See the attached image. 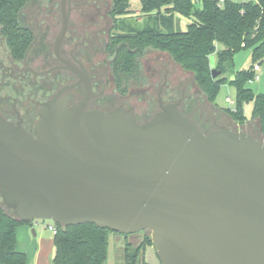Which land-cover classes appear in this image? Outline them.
<instances>
[{
	"label": "water",
	"instance_id": "1",
	"mask_svg": "<svg viewBox=\"0 0 264 264\" xmlns=\"http://www.w3.org/2000/svg\"><path fill=\"white\" fill-rule=\"evenodd\" d=\"M180 101L158 95L140 124L121 107L54 98L34 136L0 117L1 204L21 222L148 230L160 264H264V142L226 126L203 133Z\"/></svg>",
	"mask_w": 264,
	"mask_h": 264
},
{
	"label": "trees",
	"instance_id": "2",
	"mask_svg": "<svg viewBox=\"0 0 264 264\" xmlns=\"http://www.w3.org/2000/svg\"><path fill=\"white\" fill-rule=\"evenodd\" d=\"M30 0H0V33L8 47L23 56L30 34L20 28L17 16ZM139 3L138 13L130 9ZM111 0L113 29L119 34L110 38L107 53L117 88L126 90L129 82L141 83V63L149 51L166 54L183 72L188 73L207 103L215 99L222 85L235 90L234 109L226 110L235 126H245L244 103H252L251 119L259 125L264 138V94H252L246 83L254 77L253 66L264 58V0ZM177 16L189 18L185 30L178 27ZM132 22V23H131ZM133 24V25H131ZM138 24V25H136ZM244 45L243 47L241 45ZM250 49L252 66L239 71L229 80L211 77L209 57L216 56L215 70L225 73L234 55ZM21 222L0 202V264H25V256L15 250V229ZM53 264H104L110 231L86 223L70 227L54 225ZM150 238L144 237L137 247H124L122 262L138 264ZM144 264V263H143Z\"/></svg>",
	"mask_w": 264,
	"mask_h": 264
},
{
	"label": "flooded vegetation",
	"instance_id": "3",
	"mask_svg": "<svg viewBox=\"0 0 264 264\" xmlns=\"http://www.w3.org/2000/svg\"><path fill=\"white\" fill-rule=\"evenodd\" d=\"M61 2L30 0L20 10L17 23L30 34L22 57L8 47L0 33V117L6 122L34 136L42 105L56 98L62 104L67 99V107L84 104L86 111L108 112L121 107L141 124L159 110L160 95L165 103L181 100L180 112L203 133L224 126L215 114H204L197 99L186 96L178 83L169 82L166 74L158 87L157 111L153 115H150L153 101L150 103L147 96L140 102L141 107H135L129 106L130 97L117 94L112 73L115 87L105 91L102 58L105 54L108 56L113 25L106 21L108 15L97 8L96 0H65V10ZM64 16L67 18L65 33ZM111 63L112 58L106 62L107 68ZM83 71L88 78V93L78 75Z\"/></svg>",
	"mask_w": 264,
	"mask_h": 264
},
{
	"label": "rangeland",
	"instance_id": "4",
	"mask_svg": "<svg viewBox=\"0 0 264 264\" xmlns=\"http://www.w3.org/2000/svg\"><path fill=\"white\" fill-rule=\"evenodd\" d=\"M199 2H196V8L199 7ZM110 8H111V0H105V13L108 15L106 17V21L110 25H113V19L110 15ZM130 9L135 14L138 13L139 10V3L137 1H132L130 5ZM104 14V13H103ZM178 18V27L176 29L185 30L186 25L190 22L189 18H185L182 16H177ZM132 23V22H131ZM133 25V24H131ZM138 25V24H136ZM119 32L116 29L112 30L111 35H117ZM106 53V52H105ZM215 54L210 55L209 57V65L211 69H214L215 66ZM110 60V57L106 54L102 58L103 61V73H104V86L105 91H111L114 89V83L112 81V75H110L111 67L105 65L107 61ZM141 63V83L133 82L130 83L129 89L128 87L126 90H122L121 88L116 87V92L120 96H127L130 97L131 102L129 106L139 107L140 102H144L143 99L147 96L150 100L153 101L152 104V111H150V115H153L157 111L156 107V96L158 87L163 81L162 77L166 74L167 79L172 81L173 83H178L180 88L184 91L185 95H191L195 97L197 100L198 105L203 110L204 114L213 115L220 120L221 125L227 126L233 130H241L246 131L253 136V138L263 141L264 138L262 137L259 131V125L256 121H252L250 123H246L245 126H235L233 121L228 116L226 110L233 109V105H229L226 102V98H231V101L234 103L235 101V90L232 86L228 84L222 85L218 91V94L215 99L216 106H212L211 104L207 103L204 97L199 93L195 84L192 81L191 76L188 73L183 72L176 64H174L171 59L164 53H159L157 51H149L140 59ZM252 66V58H251V50L245 49L240 50L237 52L233 57V63L231 68L227 69L225 73L218 75L217 77H223L226 79H230L239 71L247 70ZM260 70L258 72L259 80L246 83V88H248L252 94L256 95L259 93L264 94V58L260 62ZM157 73V74H156ZM156 74V75H154ZM161 77V78H160ZM136 83V84H135ZM128 86V85H127ZM148 88V89H146ZM168 88V86L166 87ZM168 96V95H167ZM148 102V101H147ZM128 104V101H127ZM149 104V103H148ZM147 106V105H146ZM141 107V106H140ZM154 109V110H153ZM243 114L247 120H251V111H252V103H244L242 106ZM138 112V109L135 111ZM204 129L207 130V127ZM211 130V129H210ZM209 131V129H208ZM110 234L119 237V243L113 242L109 240L108 237V247H107V258L104 264H117L122 262L124 247L128 244L130 247L134 248L137 247L136 242L140 238H150L151 233L148 230H144L139 233L131 234V235H122L114 232H110ZM116 241V240H115ZM160 264L155 250L152 246L145 247L144 253L140 256V260L138 264Z\"/></svg>",
	"mask_w": 264,
	"mask_h": 264
},
{
	"label": "crops",
	"instance_id": "5",
	"mask_svg": "<svg viewBox=\"0 0 264 264\" xmlns=\"http://www.w3.org/2000/svg\"><path fill=\"white\" fill-rule=\"evenodd\" d=\"M200 1L195 0V2L199 3ZM250 122H252V119L247 120V123ZM50 224L52 223L49 221H38L20 225L15 229V250L25 256V264H53L52 259L55 252L53 243L54 234L48 228ZM31 230H34V234ZM108 237L110 241L112 240L117 243L121 240L113 234H110ZM142 240L143 238L137 240L136 245H139Z\"/></svg>",
	"mask_w": 264,
	"mask_h": 264
},
{
	"label": "built area",
	"instance_id": "6",
	"mask_svg": "<svg viewBox=\"0 0 264 264\" xmlns=\"http://www.w3.org/2000/svg\"><path fill=\"white\" fill-rule=\"evenodd\" d=\"M218 4H222L224 3L225 1H246V0H216ZM242 47L244 46L243 44L241 45ZM260 70V67H259V64H255L253 66V72H254V77L252 80H250L248 83H252V82H255L257 80H259V75H258V72ZM226 102L229 104V105H233L234 103L231 101V98H226ZM234 109V108H233ZM232 109V110H233ZM52 233L55 235L56 233V229H55V226L54 224H50L49 227H48Z\"/></svg>",
	"mask_w": 264,
	"mask_h": 264
}]
</instances>
